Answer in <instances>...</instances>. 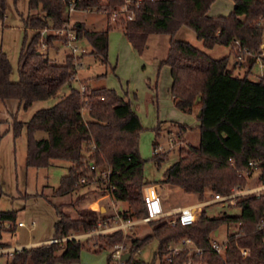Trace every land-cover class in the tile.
I'll return each instance as SVG.
<instances>
[{"label": "trees", "instance_id": "obj_1", "mask_svg": "<svg viewBox=\"0 0 264 264\" xmlns=\"http://www.w3.org/2000/svg\"><path fill=\"white\" fill-rule=\"evenodd\" d=\"M133 20H121L122 31L133 48L142 53L151 35H168L167 57L160 67L170 70V93L176 107L184 113L201 112L199 118V144L193 145L185 155L166 168L162 181L201 198L216 193L225 194L235 185L246 187L245 173L258 170V180L264 182V81L252 80L249 75L254 60L248 57L245 76H235L229 70L233 52L230 45L239 41L241 48L256 53L264 42V0H234L228 16L209 14L216 0H139ZM127 0H28L29 10H40L42 17L25 19L26 30L35 33L21 50L19 80H11L12 65L7 54L0 49V100L18 101L24 110L35 102L50 99L65 85L69 93L50 108L35 112L26 122L16 121L14 136L22 130L27 135L26 166L49 167L55 160L69 163L53 195H75L69 203H55L58 217L53 239L68 238L74 234L90 233L100 225L109 224L107 209L96 211L90 207L78 209L77 218L67 215L65 206L75 207L81 200L93 202L94 195L102 193L113 201L126 204L118 210L125 220L146 217L144 187L151 181L145 179V159L140 153L141 120L131 102L115 90L92 88L84 81V89L72 86L78 71L73 54L65 63L58 64L39 50L50 47L58 37L45 35L44 31L61 30L66 12L74 10L110 11L125 5ZM8 0H0V20L6 17ZM193 30L203 44V49L190 42L178 40L176 34L182 27ZM92 31L78 23L72 29L76 40H87L91 54L108 64L109 31ZM45 37V38H44ZM220 46L229 54L215 58L208 53ZM81 58V57H77ZM234 58V57H233ZM235 70V67L233 68ZM88 112L89 119L83 112ZM159 134V128L155 129ZM43 133V137H38ZM158 143L154 144L156 150ZM185 153V152H184ZM153 161L160 166L164 158L154 152ZM256 162L250 166L249 162ZM100 168V170H98ZM104 173L107 175L104 176ZM87 189L85 192H80ZM91 196V197H90ZM221 203V202H214ZM213 204V203H211ZM202 208L200 219L184 226L171 225L167 218L147 222L151 232L144 237H132L123 230L95 236V252L121 244H130L131 257L123 264H187L205 261L207 264H264V233L258 224L264 217V194L241 196L233 204L240 215L208 216ZM103 208V207H102ZM17 213L0 212V223L10 222L16 231ZM222 226H235L228 235L223 254L212 247V235ZM153 239L159 241L151 262L136 258ZM0 244L10 245L2 242ZM190 241L198 254L186 246ZM180 245L172 254L169 246ZM89 245V244H88ZM85 245L76 238L65 242L41 244L17 252L11 264H70L80 259ZM248 250L243 256L241 250ZM112 260V254L108 261Z\"/></svg>", "mask_w": 264, "mask_h": 264}, {"label": "rangeland", "instance_id": "obj_2", "mask_svg": "<svg viewBox=\"0 0 264 264\" xmlns=\"http://www.w3.org/2000/svg\"><path fill=\"white\" fill-rule=\"evenodd\" d=\"M234 7V0H216L210 9L212 15L228 16ZM121 7L110 11L95 10H69L65 14L67 23L61 30H45L44 34L58 37L50 47L43 45L41 39L39 50L47 54L58 64L65 63L66 58L72 54L66 46L69 33H75L72 29L78 23L85 24L86 28L92 31L106 30L109 25L113 27L109 31L108 64L91 54V46L87 40L76 41L75 45L79 51L75 54V62L78 71L72 86L82 90L84 81L92 88H108L115 90L121 97L131 102L135 112L139 116L143 130L140 133V153L145 159L144 176L151 181L148 185H154L163 202L164 211L167 212L173 207L187 206L189 200L185 196L172 193L170 188H177L174 185L162 181L164 171L170 164L180 156L185 155L193 146L199 144V112L196 110L187 114L179 110L169 94L172 79L169 68L160 67L159 61L165 59L168 54V35H151L148 39L146 49L139 53L129 43L122 31V20H128L125 15H119L113 19L115 11L119 12ZM40 10H29L28 0H8L6 17L0 20V49L8 56L12 65L11 80H19V59L25 42H29L33 30H26L25 19L31 17H42ZM45 38V37H44ZM178 40L190 42L196 47L203 49V44L197 39L195 32L187 27H182L175 36ZM208 53L220 58L229 54V50L217 46ZM77 57H81L80 59ZM235 67V70L233 68ZM248 65L243 68L234 65V58L231 56L229 70L235 76H245ZM260 70L254 66L249 75L252 80H259ZM69 86H63L56 96L35 102L28 110H24L16 100H0V212L15 211L17 222H24L25 227L16 228L14 239L9 233H3V238L10 241L12 245H21L31 248L37 245L32 243L52 239L43 244L65 242L68 239H79L85 246L82 249L80 259L70 264H123L119 260L109 262V255H113L117 246H124L130 249L128 240L121 244L114 245L102 252H95L90 247H95L99 235L111 234L113 231L103 233L105 226H100L97 231L100 233H85L72 235L68 238L53 239L55 236V223L58 221L55 203H69L76 200L75 195L55 196L53 191L58 187L63 175L68 171L69 163L62 160H55L49 167L35 168L26 166L27 156V135L23 129L18 137L14 136V124L16 121L26 123L41 109L50 108L62 97L69 93ZM84 118L89 119L88 112H83ZM159 128V134L155 131ZM39 133L38 137H43ZM158 143L156 150L154 144ZM154 152L160 154L164 161L157 166L153 161ZM185 152V153H184ZM100 170V168H98ZM258 178V170H254L247 186L255 185ZM82 189L80 192H85ZM91 197V196H90ZM93 202L81 200L75 207L65 206L62 210L72 218H77V210L92 208L96 211L107 209L110 218L108 227L115 224V215L126 204L113 201L108 195L98 193L94 195ZM209 198H204L205 201ZM103 207V208H102ZM204 210V208H203ZM208 216L240 215V210L228 203H213L205 208ZM106 211V210H105ZM104 211V212H105ZM103 212V213H104ZM175 216L167 218L174 219ZM141 219L135 218L134 221ZM32 222L35 226L32 227ZM169 223V222H168ZM125 235L132 237H144L151 232L149 224L138 223L123 230ZM235 231V226H222L218 235H212V240L223 244L227 241L228 235ZM1 232V231H0ZM89 244V245H88ZM159 241L153 239L149 242L136 258L151 262L158 248ZM41 245V244H40ZM178 248L180 245L176 244ZM190 251H196L192 244L186 245ZM127 253V252H126ZM12 259L1 257L0 264H11ZM63 264V263H57Z\"/></svg>", "mask_w": 264, "mask_h": 264}, {"label": "built area", "instance_id": "obj_3", "mask_svg": "<svg viewBox=\"0 0 264 264\" xmlns=\"http://www.w3.org/2000/svg\"><path fill=\"white\" fill-rule=\"evenodd\" d=\"M140 1L139 0H127L126 4L121 7V10L119 12L115 11L113 14V19L118 18L119 15H125V18L128 20H133L135 18L134 11L129 9V4L132 7H138ZM70 12L74 11V7H71L69 9ZM68 43L66 46L71 50L72 54L75 56V54L79 51L78 47L75 45L76 35L75 33H69L68 35ZM230 49L233 52L234 57V65L239 68H243V66L246 65L248 62V57L253 58L254 60V66H256L260 70L259 79L264 81V42L261 44L259 50L256 53L250 52L248 49L241 48V44L239 41H234L230 45ZM84 88H82L83 90ZM256 162L250 161V166H255ZM107 175V173H104V176ZM245 176L249 180L252 177L251 174L245 173ZM254 193L258 196L264 194V182H260L257 178V182L255 185H250L246 187H242L241 185H235L232 187V189L225 193H216L214 194L210 199H207L205 201L193 203V204H187V206H184L179 209V211L176 213V216L174 219L168 220V222L171 225H176L178 222L184 226L192 225L196 223L201 216V211L204 206H207V204H211L214 202H221V203H228V204H234L237 199L241 196ZM144 202H145V209H146V217L141 219L140 221H134V220H125L122 217L119 216L117 213L115 215V224L113 226L108 227L107 224H103L105 226L103 229V233L107 231H115V230H126L129 227H132L138 223L142 222H150V221H156L162 218H168L169 215L166 214L163 208V202L161 199V196L158 193L157 188L154 185H146L144 187ZM32 227L35 226V223L32 222ZM24 222H17L16 227L23 228L25 227ZM102 226V225H100ZM99 226V227H100ZM258 231L264 233V217L261 219V221L258 224ZM98 230V229H97ZM93 231L89 234L93 233H100L102 231ZM0 233L3 235V233H9L10 236L14 239L17 238L16 231H13V224L10 222H4L0 223ZM2 242H9L5 238H3ZM57 242V241H55ZM187 244L191 243L190 241H186ZM226 243L219 244L218 242L213 241L212 247L213 249L219 253L223 254L226 248ZM24 248H27L26 246L21 245H3L0 244V258L5 257L9 259H13L15 254ZM169 250L172 252V254H177L180 251V248L176 246V244H172L169 246ZM127 248L124 246H117L116 251L113 253L112 257L115 260L121 261L122 256L127 252ZM196 252L198 254L202 253V250L196 249ZM242 255L245 257L248 255V250L242 249L241 250ZM187 264H207L205 261H201L198 263H195L193 261H189Z\"/></svg>", "mask_w": 264, "mask_h": 264}, {"label": "crops", "instance_id": "obj_4", "mask_svg": "<svg viewBox=\"0 0 264 264\" xmlns=\"http://www.w3.org/2000/svg\"><path fill=\"white\" fill-rule=\"evenodd\" d=\"M209 14L211 15V16H221V15H212L210 12H209ZM223 16V15H222ZM130 43V42H129ZM131 44V43H130ZM162 60H164V59H162ZM162 60H160L159 61V63L162 61ZM169 73H170V70H169ZM171 87V86H170ZM169 94H171L170 93V88H169ZM121 96V95H120ZM176 187V186H175ZM172 191H174V192H172ZM170 192H172V193H176V194H178V195H183V196H185V197H187L188 198V200H189V203L188 204H193V203H197V202H201L202 201V198H201V195L199 194V193H190V192H186V191H184L183 189H181V188H179V187H177V188H170V191H169V193ZM180 208H182V207H173V208H171L170 210H168L167 212H166V214L167 215H169V217L168 218H170V217H172V216H176V213L179 211V209ZM169 220V219H168ZM142 223H144V224H147L146 222H142ZM218 233H219V231H218ZM215 235H216V233H215ZM218 235V234H217ZM52 239H49V240H45V241H40V242H36V243H32V244H30V245H40V244H43V243H47V242H49V241H51Z\"/></svg>", "mask_w": 264, "mask_h": 264}, {"label": "water", "instance_id": "obj_5", "mask_svg": "<svg viewBox=\"0 0 264 264\" xmlns=\"http://www.w3.org/2000/svg\"><path fill=\"white\" fill-rule=\"evenodd\" d=\"M201 116V112H199V115H198V117H200ZM105 211V209L103 208L102 209V212H104ZM218 234V231H216V235ZM130 257H131V255H130V253H125L123 256H122V258H121V262H127L129 259H130Z\"/></svg>", "mask_w": 264, "mask_h": 264}]
</instances>
